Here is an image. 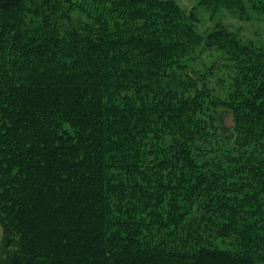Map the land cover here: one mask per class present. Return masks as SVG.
I'll return each instance as SVG.
<instances>
[{"label":"trees","instance_id":"obj_1","mask_svg":"<svg viewBox=\"0 0 264 264\" xmlns=\"http://www.w3.org/2000/svg\"><path fill=\"white\" fill-rule=\"evenodd\" d=\"M195 7L0 0V264H264V45ZM201 45L224 97L182 77Z\"/></svg>","mask_w":264,"mask_h":264},{"label":"rangeland","instance_id":"obj_2","mask_svg":"<svg viewBox=\"0 0 264 264\" xmlns=\"http://www.w3.org/2000/svg\"><path fill=\"white\" fill-rule=\"evenodd\" d=\"M178 5L185 11L196 6L197 22L195 23V31L205 37L216 25H222L228 31L233 33L238 39L251 43L254 47L264 45V13L247 10L242 16H238L225 7H218L215 10L205 6H198L199 0H175ZM73 17L76 12L71 13ZM184 68L181 70L184 75L193 80L198 89H202L206 83L207 89L215 96L224 97L227 92L226 82L233 75V62L229 60L225 54L219 51L206 49L203 45L196 47L190 55L181 60ZM180 74V72H177ZM193 93L192 90H188ZM224 122L227 126L231 125V117L228 112L224 114ZM215 153L226 154L227 148L232 147L231 139L228 141L212 140ZM233 149V148H232ZM0 227V239H1ZM1 242V241H0Z\"/></svg>","mask_w":264,"mask_h":264}]
</instances>
